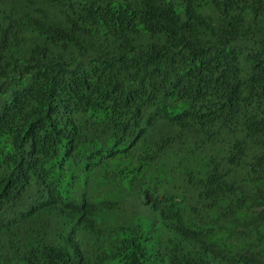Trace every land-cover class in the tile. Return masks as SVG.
<instances>
[{
	"label": "trees",
	"instance_id": "obj_1",
	"mask_svg": "<svg viewBox=\"0 0 264 264\" xmlns=\"http://www.w3.org/2000/svg\"><path fill=\"white\" fill-rule=\"evenodd\" d=\"M0 264H264V0H0Z\"/></svg>",
	"mask_w": 264,
	"mask_h": 264
}]
</instances>
